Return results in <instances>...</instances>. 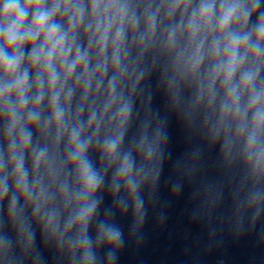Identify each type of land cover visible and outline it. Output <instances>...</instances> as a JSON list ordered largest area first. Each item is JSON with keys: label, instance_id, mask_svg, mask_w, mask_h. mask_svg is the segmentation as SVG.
Returning <instances> with one entry per match:
<instances>
[{"label": "clouds", "instance_id": "1", "mask_svg": "<svg viewBox=\"0 0 264 264\" xmlns=\"http://www.w3.org/2000/svg\"><path fill=\"white\" fill-rule=\"evenodd\" d=\"M181 199L264 264V0H0V264H118Z\"/></svg>", "mask_w": 264, "mask_h": 264}]
</instances>
